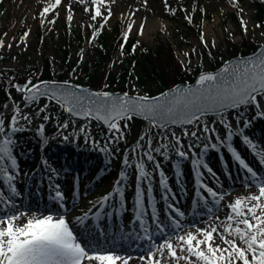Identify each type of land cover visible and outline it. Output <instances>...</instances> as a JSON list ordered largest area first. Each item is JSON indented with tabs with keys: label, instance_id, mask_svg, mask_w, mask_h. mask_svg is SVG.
<instances>
[{
	"label": "rangeland",
	"instance_id": "rangeland-1",
	"mask_svg": "<svg viewBox=\"0 0 264 264\" xmlns=\"http://www.w3.org/2000/svg\"><path fill=\"white\" fill-rule=\"evenodd\" d=\"M54 2L55 0H0V39L4 41V46L0 47V75L5 77L3 80L5 84H3V90H1L2 95H0V111L4 104L1 102L10 100L12 101V112L18 106L22 114L28 116L31 120V123H29L28 121H23L21 117L17 127H22L23 130L15 133L13 136L15 145L12 154L16 159L17 169L13 170L11 168L10 160L6 159L4 162V166L8 168L10 173L15 172L17 174L13 183L18 195L12 192L8 193L9 189L7 190L6 188L5 180L3 181L1 178L0 189L2 194L14 202L15 208L18 205L30 203L41 207L43 209L42 214L44 215L51 214L54 217L65 216L74 234L85 246H90V244L86 239L82 240L83 235L88 237L90 241H93L95 238L105 237L110 231L112 224L117 226L116 231L118 232L120 227L123 228L122 222H125L129 227L138 226V229L132 228L129 231L123 232L121 234L123 241L133 233L139 237H143L144 232L141 220L136 218L135 211L137 184L140 183L142 189H146L147 187L146 182L138 181V173L135 167L137 163L143 160L146 170L152 174V193L151 197L147 194L145 195V215L142 217V221L143 227L147 228L152 236L160 233L157 231V233L153 234V228L158 222V218L161 219V216L163 218L161 220L165 221V223L160 225L166 232L168 227L171 228V225L166 222L167 219L171 221V224H173V219H175L183 225V218H188L193 213L195 214L197 206L202 205L206 206L203 214L209 215L204 218L203 222L219 225L228 213L221 217L219 215V204L215 203L214 198L203 188L199 187L196 168L192 163L193 159L197 157L189 153L188 163L181 170H176L174 165V158L176 157L175 149L168 147L167 150L162 149V151L166 152V156L153 153L156 160L160 163V170H156L155 164L148 162L143 153L147 150V140L151 138L152 146L155 147V143L160 138V135L153 127L147 128V125L140 121H127L128 124L124 122L120 123L124 133V139L122 140H115L112 135L106 137L93 123H84L86 124L84 128L87 129V134L91 137L90 141H95V144H108L109 168L100 175H96V172L77 174L69 170L66 171L59 161L45 160L47 164L43 163V166L46 168L44 169V174H50L51 185L40 188L32 187L28 178V170L31 167L33 168L32 165L35 162L40 161V157L44 152L43 138L53 135L54 138L50 141V146H53L58 140L63 139V135H67L71 141H74L77 137H79L80 141H84L86 140V136L84 133L77 134L81 123L74 120V123L68 124L69 127L67 129H58L63 124L64 118L62 117L63 115L60 116L57 108H53V103H51V105L53 104L52 106L50 105L41 114L36 115L33 112L35 111L33 108L23 111L20 102L22 95L17 93L16 90H11L9 87L16 84L18 80L21 83L27 84L30 68L35 62L41 61L43 57L50 60L55 75L60 73L64 63V50L68 48L70 39L75 41V44H72L71 50L73 51L72 63L84 68L95 65L98 51L96 43L93 40L92 31L103 25L105 33L112 35L119 23L127 27L129 24H132L131 31H128V36L138 41L140 50H154L160 41H168L177 49V54L185 68L196 71L203 67L204 71H207L210 69L208 67L207 51H210L219 59L227 61L229 60L228 40H233L237 46L243 41L239 26H236L231 21L225 22L227 18H231L230 15L233 12L230 0H166L167 6L165 0H114V2L113 0H105V6L101 7L102 15L97 17L96 20L91 19L95 11V6L92 5L91 0H86L85 3H80L77 0L76 6H71L73 18L70 22L67 16L69 15L68 6L71 5V0H62V3L55 9L41 16L43 8L47 7L49 3ZM239 7L241 17L247 24L248 37L256 45L264 46V35H262L264 33V25L260 26L255 21L254 5L251 1L246 0ZM85 8H88L89 11L86 12ZM108 9H111V16L105 23L104 17L108 16ZM200 23L201 28L197 31V25ZM141 25H143V34H141ZM257 25L259 27H256ZM192 26L195 28H192ZM25 32H28L29 35L25 39H21ZM202 36L203 40L201 39ZM213 42L215 46H213ZM8 45H11V47H8ZM127 63L128 59L125 53L116 52L112 58L111 67L113 74H120L124 71ZM82 77L83 73H81ZM80 82V79L75 80V84L77 85H81ZM138 88L139 82L136 79L125 92L130 96H134L138 93ZM142 92L145 91H141L140 93ZM6 95L7 97H5ZM41 105H46V102H41L39 106ZM258 112H262V108L257 109L252 105L247 110V119H243V116L241 117L239 113L235 112L225 114L227 120L233 125L234 132L242 129L243 135H239V137L244 147L248 149L250 148L243 143V136H247L254 143L256 135L251 128L249 133L245 134L244 131L251 126H255L257 119L260 117L257 115ZM45 115L49 117L48 120L43 119ZM11 116L10 114L1 115L0 112V118L4 119L5 126L10 124ZM57 116L59 117L57 118ZM237 120H239L240 129L236 127ZM245 122H249L247 127L244 126ZM125 124H127L126 128L124 127ZM206 124L217 128L221 136L224 135L225 130L219 124V118L210 119ZM40 125L44 126L43 138L37 131ZM202 125L199 123L197 128L189 129L188 131H197L198 135L203 137L205 134L202 131ZM145 128L148 129L149 134L143 136L144 139L141 140L140 137H142V132ZM183 132L180 131L175 134L177 137H180L184 150L187 151L189 144L198 143L200 147L195 148L194 151L197 154L201 153L204 143L208 141H197L191 136H184ZM168 138H162V142L171 146V135ZM138 142L143 147H137ZM213 142H216L215 138H213ZM172 143L174 144L175 142L172 140ZM126 148L128 149L125 150ZM134 148L136 149L135 152H133ZM221 151L226 154L225 156H228L226 160L215 159L217 162H212L215 165L206 160L208 152H215L217 155ZM126 158L128 159V165L124 164ZM202 159L215 173V175H212L207 173L205 169H200L204 173L203 176L207 173L211 180L208 182L202 179L203 182L218 193H226L224 200L232 198L231 194L233 190L243 188L241 184H238L232 190L219 191L225 187L224 180L226 178H231L234 174L238 176L240 173L247 177L245 174L247 171L238 164L226 148L219 147V151L209 148L203 154ZM230 161H233L232 168ZM247 164L255 171L251 164ZM263 164L260 163L261 166ZM52 169H55V173L52 172ZM161 170L164 178L167 180V190L160 183ZM46 171H49V174ZM121 171L127 174L126 179L121 182L124 192L122 205L119 204L121 202L120 195L114 192V186L117 180L120 179ZM183 177L189 178V182L192 184L191 187L187 186ZM5 182L8 183L7 181ZM57 185L59 186L58 188ZM56 191H60L63 194V201L55 198ZM108 193H113L112 198L103 207L100 203L95 207L92 205V201L97 198L101 199L100 197ZM165 196L167 197L166 199L164 198ZM233 198L232 201L237 198V195L233 196ZM71 201L74 204L69 206L68 202ZM111 202H116L117 204L113 211H110V208H108ZM169 205H172L173 208L183 213V217L178 216L173 209L169 208ZM15 208H1L0 216L4 215L5 212L12 214V212H15ZM85 213H87V219L81 224L77 221V217H83ZM197 215L199 216L200 214L198 213ZM154 216L156 217L155 220L153 219ZM217 217L220 219H217ZM92 219L95 220L93 224L90 223ZM100 219L104 221L103 224H99ZM24 222L23 220L19 221L21 224ZM200 222L202 221L200 220ZM200 222L185 225V229L182 226L177 231L179 234H184L187 231L195 232V227L201 226ZM83 227L85 228L83 229ZM88 227H91V229L87 233ZM82 231L84 233L81 236ZM163 239H160V241ZM138 241L140 244L143 239H138ZM143 243L144 247H148L152 241L146 239V242L144 241ZM217 243H220V241L217 240ZM138 256L140 254L133 257ZM160 259L162 264H173L166 255ZM133 260L129 261V264H136ZM137 264H143V262Z\"/></svg>",
	"mask_w": 264,
	"mask_h": 264
},
{
	"label": "snow or ice",
	"instance_id": "snow-or-ice-1",
	"mask_svg": "<svg viewBox=\"0 0 264 264\" xmlns=\"http://www.w3.org/2000/svg\"><path fill=\"white\" fill-rule=\"evenodd\" d=\"M85 3L86 0H79ZM114 2V0H113ZM233 6H238V0H230ZM62 3V0H55L43 8L41 16L49 13ZM95 6L94 15L91 19L96 20L102 15L101 7L105 6V0H91ZM166 6L167 2L165 0ZM70 22L73 18L71 5L68 6ZM85 11H89L85 8ZM242 11V9H241ZM111 16V9H108V16L104 17L105 23ZM190 20V18H189ZM54 22V21H51ZM241 26L247 33V24L241 18ZM103 27V25H101ZM256 27H259L257 25ZM132 24H129L128 31H131ZM141 34H143V25H141ZM7 35V34H5ZM29 35L24 33L21 39ZM264 35V33H262ZM95 38V34L93 36ZM127 39V32L124 34ZM203 40V36L201 37ZM4 46V41L0 39V47ZM213 46L215 43L213 42ZM11 47V45H8ZM264 47V46H262ZM135 48V46H134ZM123 51V46H121ZM223 75L217 76L211 73H201L196 81L197 87L191 85L186 88H174L170 92L161 94V97L149 96H129L127 93L116 96L106 91L94 92L84 95L67 87L50 86L48 82L33 84L28 81L23 88L25 102L36 101L41 96L49 100L56 101L64 108L66 112L74 117L95 119L102 121L112 133L115 140L124 139V133L120 126V121H131L134 116H142L148 120L152 127H158L162 131H167L170 125H193L201 122L202 118L208 113H214L219 117V124L223 126L225 133L221 136L219 130L208 124L202 125V131L205 136L198 135L197 131L189 132L184 129V136H191L197 141L207 140L204 143L201 153H195L194 149L200 147V144H189L187 151L181 143L180 137L175 132L171 133V138L175 142L172 148L181 159H188L189 153L196 156L192 163L196 168L197 182L200 188H203L214 202L219 204L224 199L226 193H218L211 187H208L202 180L204 175L200 171L205 169L207 173L215 175L212 168L202 159L204 153L209 148L219 151V147H224L231 153L232 157L238 164L251 174L253 183L258 189L257 193H250L248 196L237 197L234 202L227 205L229 212L219 225H209L207 228H196L195 232L187 231L179 234L177 230L182 226L178 220L173 219V233L164 236L160 242H155L149 230L143 227L142 217L145 215L144 201L145 195L151 197V173L146 170L143 160L135 165L138 173V181L146 182V189L137 184L135 193V211L136 218L141 220L144 236L137 239H147L152 243L147 248L146 254L138 257L143 264H162L161 257L165 255L170 258L173 264H264V179H260L257 173L249 167L246 161L241 157L238 151L232 146L234 136L243 135L242 129L234 132L233 125L227 120L224 112L228 109H239L242 106L254 105L257 109L264 106V53L255 59L241 60L237 65L225 67ZM55 84V82H52ZM67 83V82H65ZM258 97L260 99L258 100ZM5 108L8 105H4ZM41 112L44 109H40ZM257 115L264 116V112H258ZM31 123L28 116L22 114L20 108H14V114L11 116L9 130H5V121L0 118V176L8 182V187L13 194H17L13 181L16 179L15 172H9L4 166L5 160L11 161V168L17 169V162L13 156V147L15 133L22 131V127H17L19 119ZM44 120L49 117L45 115ZM239 123V120H237ZM249 122H245V127ZM67 129L68 123L59 126ZM127 127V124L124 125ZM38 134L44 137V126L40 125ZM79 133H84L86 141L91 137L87 134V129L81 127ZM210 133V135H208ZM168 139V136H164ZM215 138L216 142H213ZM141 140L144 137H140ZM63 140L68 141L69 137L63 135ZM96 143L95 141H91ZM47 144V138L43 139ZM243 143L247 145L256 155L264 158V150L257 151V145L247 136H243ZM137 147H143L139 142ZM169 145L161 144L153 147L152 139L147 140V150L143 153L148 162L155 164L156 170H160V163L156 160L153 153L166 156ZM106 150V149H105ZM136 149H133L135 152ZM43 163L47 164V161ZM264 163V159H262ZM128 165V159L124 160ZM55 173V169H52ZM126 173L121 171L120 179L114 186V192L118 193L123 203L124 192L121 182L126 179ZM161 186L168 189L167 180L164 178L162 170ZM250 186V185H246ZM59 186L57 185V188ZM113 193L103 196L99 203L103 207L111 198ZM55 198L63 201L64 197L60 191H56ZM167 198L166 196L164 197ZM63 206V205H61ZM95 207V205H93ZM0 208L13 209L14 202L5 199L0 193ZM178 216L183 217V213L169 205ZM154 209V205H153ZM21 218H26L24 223H19ZM87 219V213L83 217H77L81 224ZM155 220L156 217L154 216ZM217 219H220L217 217ZM157 231L162 235L165 229L157 223ZM217 240L220 243H217ZM135 257L131 255L119 254L111 248H105L98 244L85 246L74 234L73 229L69 226L65 216L54 217L51 214L29 215L26 211L12 212L0 216V264H129V261Z\"/></svg>",
	"mask_w": 264,
	"mask_h": 264
},
{
	"label": "trees",
	"instance_id": "trees-1",
	"mask_svg": "<svg viewBox=\"0 0 264 264\" xmlns=\"http://www.w3.org/2000/svg\"><path fill=\"white\" fill-rule=\"evenodd\" d=\"M246 0H238V6H233V12L230 15L231 18H227L225 22L231 21L236 26L240 28V34L243 38L242 43L237 46L233 40H228V53L229 59L244 57L251 55L257 51L259 48L256 43L248 37L247 33L244 32L241 26V14L239 5ZM255 7V21L260 25H264V0H249ZM119 23V22H118ZM198 26V30L201 28V23ZM192 28H195L192 26ZM197 28V27H196ZM127 32L128 28L124 24H117L112 35H107L105 33L104 27L99 26L93 31V38L96 43L98 58L95 61V65L89 67H81L80 65L72 63V44L75 41L70 39V44L68 48L64 50V63L60 73L57 75L53 72V67L49 59L43 57L39 62H35L28 72V80L33 82L41 81H51L53 79L60 82H72L75 83L76 79L81 80V85L85 87H92L99 91H121L125 92L130 85L134 83L137 79L139 82V92L138 94L154 96L155 94H160L172 89L173 87L185 84L190 85L195 82L196 76L204 71L203 67L196 71H192L189 68H185L177 54V49L168 41H160L154 50H140L137 40H133L127 36L125 40L124 34ZM121 46H123V51H121ZM135 46V48H134ZM116 52H123L127 56L128 63L120 74H113L112 72V58ZM208 56V67L210 71L218 70L223 64V60L219 59L210 51H207ZM81 73L83 77L81 78ZM55 75V76H54ZM35 80V81H34ZM5 84L4 81L0 83V95H2V86ZM12 87V86H11ZM10 87V89H11ZM141 91H145L140 93ZM7 97V95L5 96ZM10 100H5L3 107L1 108V115L10 114L13 115ZM22 104V110L27 111L28 109H35L33 111L36 115L41 114L40 109H47L50 105H41L36 101L32 104H26L20 101ZM49 104V101H46ZM4 105H8L7 108ZM53 105V104H52ZM57 105H53L55 109ZM58 111L60 116L64 118V123H71L72 120L67 117L63 110L59 107ZM239 112L242 115H246V107L240 108ZM59 116H57L58 118ZM206 117L202 118L201 123H207L208 119ZM212 119V118H211ZM134 121H137L134 119ZM199 123V122H197ZM196 123V124H197ZM96 128L102 131L103 135L109 137L112 135L108 129H105L95 123H93ZM193 124L190 127L192 129L196 128L197 125ZM147 128L152 127L150 124ZM83 126H85L83 124ZM82 127V126H81ZM80 127V128H81ZM79 128V129H80ZM145 128L142 132V136L148 135L149 131ZM187 129L185 127L181 128L179 131H184ZM5 130H9V125L5 126ZM176 129L164 131V135H169ZM79 134V130L77 132ZM46 138V137H45ZM54 138L53 135H48V143L44 144L43 160H56L59 161L65 169H69L75 172L89 173L96 171V166L101 169L108 167L109 159L107 155V147L103 145H92L85 141L77 140L64 141L63 139L58 140L55 145L50 146V141ZM44 139V138H43ZM156 147L161 145V142L157 141L155 143ZM106 149V150H105ZM185 159L177 158L176 163L182 165ZM31 178L43 177V171L40 165L35 167L31 172ZM1 177V176H0Z\"/></svg>",
	"mask_w": 264,
	"mask_h": 264
},
{
	"label": "bare ground",
	"instance_id": "bare-ground-1",
	"mask_svg": "<svg viewBox=\"0 0 264 264\" xmlns=\"http://www.w3.org/2000/svg\"><path fill=\"white\" fill-rule=\"evenodd\" d=\"M76 2H77V0H71V2H70L71 6L72 5L76 6V4H77ZM259 99H260V97H258V100ZM261 108H262V112H264V106H262ZM255 126H251V127L247 128L244 131V133L245 134L249 133L250 128H251V130L254 131V134L256 135V140L254 143L257 145V151H261V150H264V116H260L257 119ZM231 143H232V146L241 155V157L247 163H249L253 166V168L255 169V172L257 173L258 178L264 179V164H263V166L260 165V163H262V159H264V158H262L259 155L254 154V152L251 149L244 147V145L242 144V140L239 136H234ZM225 155L226 154L222 151L220 153H217V155L215 152H213V153L208 152L206 155V160L209 163H211L212 165H215L212 162L213 161L217 162V161H215V159L226 160V158L228 156H225ZM230 165L232 168L233 167V161H230ZM201 169H203V168H201ZM245 174L247 175V177L243 176L240 173L238 176H236L237 174H234V175H232L231 178H226L224 180V186L225 187L223 189H220L219 191L232 190L233 187L237 186L238 184L239 185L241 184L243 186V188H238V189L233 190L232 194H231V197H232L231 199H225V200L223 199L222 201L219 202L218 208H219V213H220L219 215L221 217L224 214L229 212L227 205L229 203L234 202V201H232L234 199L233 196H235V195H237V197L248 196L250 193H257L258 192L257 187L255 186V184L252 181L251 174H249L247 172H245ZM183 178H184V181L186 182L187 186L191 187L192 184L189 182V178L188 177L187 178L183 177ZM202 179H204L205 181H208V182L211 181L209 178V175L207 173H205V176H203ZM246 185H250V186H246ZM209 202H211V201H209ZM73 204L74 203L72 201L68 202L69 206H72ZM211 204H212V202H211ZM211 206L214 207L213 205H211ZM205 209H206V206H203V205L199 206V207L197 206V209H195V215L198 213L200 214L199 220L196 218H192V217H190L189 219L182 220L183 229H185V225L198 223V222H200V220L202 222H200L201 226H198V228L209 227V225H211L210 222H206V223L203 222L204 218L209 216V215L203 214V211ZM18 211H26L29 215H32L33 213H35L36 215H40V214H42L43 209L39 206H35V205L30 204V203H25L22 205H18L15 208V212H18ZM161 219H163L162 216H161ZM21 220L25 221L26 218H21ZM90 223H93L92 220L90 221ZM103 223H104V221H102L100 219L99 224H103ZM158 223H160V222L158 221ZM167 223H168V221H167ZM121 224L123 225V228L120 227L118 232L116 231L117 226L115 224H112L108 234L105 237H101V238L99 237V238L93 239V241L91 242V245L98 244V245L103 246L105 248H111L113 250H117V252L120 254H126V255H131V256H136L138 254H140V256H141V255L146 254L147 248L149 246L144 247V243H142L143 241L139 244V241H138L137 237H135V235L130 236L128 238H125L123 241L121 234L123 233L124 230L125 231L129 230L130 227L125 222H122ZM134 227L137 228V225H134ZM196 228L197 227H195V229ZM172 232H173V229H172V231H167L163 235L161 234L160 236H156L154 238L156 240L155 242L158 243L160 241V239L164 238L165 235L170 234ZM138 257H135L133 260L136 262V264L142 262L138 259Z\"/></svg>",
	"mask_w": 264,
	"mask_h": 264
},
{
	"label": "water",
	"instance_id": "water-1",
	"mask_svg": "<svg viewBox=\"0 0 264 264\" xmlns=\"http://www.w3.org/2000/svg\"><path fill=\"white\" fill-rule=\"evenodd\" d=\"M262 53H264V47H261V48H259L258 49V51L254 54V55H252V56H249V57H246V58H241V59H234V60H230V61H228V62H226L224 65H223V67L219 70V71H217V72H215V73H211V74H214V75H217V76H220V75H223L224 73H223V69L225 68V67H232V66H235V65H237L238 64V62H240L241 60H249V59H255L256 57H258V56H260ZM3 77L0 75V80L2 79ZM199 78V77H198ZM198 80V79H197ZM18 82V88H23V84H21L20 83V81H17ZM49 85L50 86H55V87H67V88H70L71 90H74V91H76L78 94H80L81 92L83 93V94H85V95H87V93L89 94V93H94L95 91H93L92 89H90V88H80V87H77V86H75V85H70V84H59V83H55V84H51V83H49ZM193 88H195V87H197V84L195 83L193 86H192ZM17 88V89H18ZM179 88H181V89H183L182 87H179ZM19 92H21L22 94H24V97H25V95H27L25 92H23V91H19ZM168 92H170V91H168ZM117 95V94H116ZM117 96H120V95H117ZM41 97H45V96H41ZM41 97H39V98H41ZM159 97H161V96H159ZM47 98V97H46ZM25 100V99H24ZM28 102H30V101H28ZM56 102V101H55ZM59 104V103H58ZM68 113V112H67ZM69 114V113H68ZM208 114H214V113H208ZM71 115V114H70ZM72 116V115H71ZM74 117V116H73ZM137 117H139V118H141V119H144V117H142V116H137ZM75 118H77V119H79V120H88V118H81V117H75ZM144 120H146V119H144ZM146 121H148V120H146ZM97 122H99L100 124H102V125H104L105 127H107L102 121H97Z\"/></svg>",
	"mask_w": 264,
	"mask_h": 264
}]
</instances>
